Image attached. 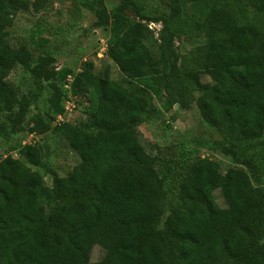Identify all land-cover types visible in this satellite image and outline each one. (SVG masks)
Instances as JSON below:
<instances>
[{"label":"trees","instance_id":"trees-1","mask_svg":"<svg viewBox=\"0 0 264 264\" xmlns=\"http://www.w3.org/2000/svg\"><path fill=\"white\" fill-rule=\"evenodd\" d=\"M48 1L0 0V110L18 103L8 73L33 58L10 45L1 15ZM128 7L138 20L125 14ZM144 20L161 23L157 57L146 45L153 31ZM97 22L115 32L109 55L126 71H146V81L85 77L94 83V106L79 123L62 118L54 128L80 162L64 176L48 168L50 186L30 167L44 166L36 144L21 149L30 166L10 154L0 159V264H264V189L249 173L240 166L221 171L215 160L196 157L182 165L175 189L167 188L136 133L156 113L154 99L166 111L194 103L205 122L227 126L233 143L252 147L264 132V0H165L152 16L140 0H120L109 11L101 5ZM188 31L204 40L179 53L175 38ZM83 75L68 91L56 86L51 105L63 110L59 101H68ZM25 107L19 104L14 120ZM163 192L170 200L160 199ZM95 245L104 254L91 262Z\"/></svg>","mask_w":264,"mask_h":264},{"label":"rangeland","instance_id":"rangeland-1","mask_svg":"<svg viewBox=\"0 0 264 264\" xmlns=\"http://www.w3.org/2000/svg\"><path fill=\"white\" fill-rule=\"evenodd\" d=\"M140 1L144 4L145 13L152 16L164 8L165 0ZM119 2L49 0L38 10L11 7L1 15L10 45L25 47L33 58L27 68L16 66L6 77L18 87L19 93L18 103L11 110H0V159L10 154L30 166L21 155V149L25 144H36L44 166L30 167L42 174L46 186L52 182L48 168L64 176L80 162L79 155L54 128L62 118L72 124L79 123L86 117L87 110L94 106V83L86 85L85 77L94 75L117 81L126 78L137 84L146 81V71H126L109 55L108 46L115 32L110 25L97 22L101 5L109 11ZM188 11L198 15L202 10L191 6ZM125 14L132 21L138 20L130 7L125 9ZM190 17L185 16L186 25L190 23ZM144 22L153 31L152 37L145 41L146 45L157 57L161 23ZM203 40L202 35L188 31L176 36L174 44L177 52L184 53ZM81 72L84 74L82 83L75 89L71 88L68 102H65V97L59 101V107L64 104L68 108L53 107L51 98L55 95V87L68 91L72 78ZM22 102L26 105L25 111L16 121L14 118ZM154 104L156 113L140 124L136 133L147 153L156 159L158 170L165 176V187L173 184L171 187L175 189L179 180L177 173L185 162L196 157H208L218 162L221 171L233 166L243 167L252 184L264 189V132L252 140V147L244 150L246 144L232 142V131L227 126L205 122L194 103L188 109L176 104L168 111L161 108L159 100L154 99ZM225 146L231 147L232 153H227ZM212 195L218 205L225 206L219 189H214ZM167 197L170 200L171 195L165 192L160 195V199ZM103 254L104 250L95 245L90 261L99 260Z\"/></svg>","mask_w":264,"mask_h":264},{"label":"built area","instance_id":"built-area-1","mask_svg":"<svg viewBox=\"0 0 264 264\" xmlns=\"http://www.w3.org/2000/svg\"><path fill=\"white\" fill-rule=\"evenodd\" d=\"M66 102H68V101H66ZM65 108H68V105H65ZM59 117H61V115H59Z\"/></svg>","mask_w":264,"mask_h":264}]
</instances>
